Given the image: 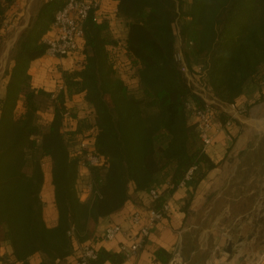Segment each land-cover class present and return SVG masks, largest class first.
Instances as JSON below:
<instances>
[{
	"label": "trees",
	"instance_id": "obj_1",
	"mask_svg": "<svg viewBox=\"0 0 264 264\" xmlns=\"http://www.w3.org/2000/svg\"><path fill=\"white\" fill-rule=\"evenodd\" d=\"M20 1L0 0V21ZM67 1H43L21 31L7 71L0 103V244L8 243L12 252L0 255V264H30L35 256L39 264H77L76 242L92 244L100 220L124 207L132 192L157 189L170 165L175 164L173 187L153 200L155 209L192 166H198L193 180L204 178L214 164L203 150L195 112L205 101L181 70L178 51L198 79L201 68L223 104L242 105L238 98L250 81L264 93V0H114L125 37L114 36L107 15L98 21L91 11L83 24L79 67L60 68L53 88L36 85L31 63L46 54L44 39L53 36L56 13ZM47 110L49 120L43 117ZM216 115L224 123L230 118L221 110ZM80 141L102 158L88 169L93 199L87 204L77 186L82 154L73 152ZM47 162L58 209L53 227L45 221L41 196ZM263 180L264 137L244 154L232 183L233 198L251 192L248 199L227 202L233 214L252 206ZM97 249L95 264L127 259L122 250ZM156 254L168 263L170 254Z\"/></svg>",
	"mask_w": 264,
	"mask_h": 264
},
{
	"label": "crops",
	"instance_id": "obj_2",
	"mask_svg": "<svg viewBox=\"0 0 264 264\" xmlns=\"http://www.w3.org/2000/svg\"><path fill=\"white\" fill-rule=\"evenodd\" d=\"M34 1L27 0L26 7L23 8L26 1L21 0L16 2L18 6L7 11L9 16L7 18L16 19L19 26L16 36L12 39L14 47L21 31L31 20V5ZM115 4L114 0H105L103 9L111 22L114 36L124 38L127 27L121 17L114 16ZM53 33L54 30H51L50 34ZM73 55L77 57L76 62H78L73 65L70 62L65 63L64 60L67 58L63 56L51 57L45 54L34 60L30 66L34 83L53 88L54 86L46 82L51 70L47 68V64L45 66V62L62 64L64 65L62 69L77 68L81 62V55L79 53L77 55L76 52ZM59 76H61V72H59ZM260 93L262 92L259 88L253 95L244 90L238 101L252 104L254 101L251 97L260 96ZM81 100L82 97L78 96L77 101L81 102ZM70 103L74 104L75 101L72 100ZM255 105L250 106L248 115L237 118V122L232 125L231 129L227 128L218 133L215 141L205 150L214 166L206 170L204 178L198 183L192 180L184 186H179L169 196L170 211L168 216L151 227L150 234L139 253L131 259H126L122 264H165L157 257L156 253L162 249L165 253L170 254L171 259L179 245L181 254L192 264H211V261L222 264L223 260H217L213 253L218 245L220 249L217 250V253L221 252V247H225L224 244L229 238L237 241L243 240L239 252L248 255L247 263L251 262L250 260L260 264L264 262V180L261 183L260 194L248 210L233 214L231 203H227L228 201L238 203V201L248 199L251 194V192L245 193L243 196L233 198L230 192L232 183L236 180L240 170L244 154L255 149L258 145L257 135L264 131V115L259 114L260 111L255 109ZM46 113L49 116L47 120L51 119L52 111L47 110ZM44 170L45 182L41 192L44 201V218L47 225L53 227L58 223V209L55 203L50 162L45 164ZM174 170L175 164L170 165L162 173L161 183L157 187L160 193L168 190V183H170L169 180ZM92 182L90 170L82 169L78 174L77 186L80 189L79 196L83 203H90L93 199V191L90 189ZM153 202L148 193L132 192L130 200L124 207L100 220L97 237L91 239L92 244L96 247L105 246L112 252L119 251L120 245L128 242V238L123 234H118L114 240L105 241L103 238L105 228L112 224H119L128 232L135 233L136 227L131 222L133 212L140 211L145 220ZM189 243L194 246L190 247ZM78 244L79 242H76L77 247ZM11 252L12 248L8 243L0 244L1 256L9 257ZM40 260L39 256H35L31 259L30 264H39ZM104 264L112 263L107 261Z\"/></svg>",
	"mask_w": 264,
	"mask_h": 264
},
{
	"label": "built area",
	"instance_id": "obj_3",
	"mask_svg": "<svg viewBox=\"0 0 264 264\" xmlns=\"http://www.w3.org/2000/svg\"><path fill=\"white\" fill-rule=\"evenodd\" d=\"M105 0H68L67 3L57 11L55 21L53 24L54 34L44 39L47 44L46 54L51 57L66 56L72 52L78 51L81 48V42L84 36L83 24L91 11L99 15L98 21L106 18L103 9ZM18 6V3H15ZM113 12H117V8H113ZM0 27L4 30L10 31L16 27L14 22L7 19L0 21ZM176 59L181 64V70L187 75L189 81H194V76L187 66L182 51L176 53ZM197 73L201 78L197 79V83L190 82L194 86V91L199 94L205 101L203 109H198L195 112V119L197 120V130L200 135L203 150L209 147L218 133L225 127L231 124V120L238 115H242L247 111L244 105H238L236 102L232 104H223L219 102L212 94L206 77L201 68H197ZM199 77V76H198ZM264 83V80H263ZM63 86L59 85L58 89ZM226 105V106H225ZM216 106L219 108L216 109ZM226 107L231 108L227 110ZM216 110H221L230 115L227 122L221 121L217 115ZM232 117V118H231ZM239 117V116H238ZM73 152L81 155L80 167L89 169L91 166H97L102 163V158L94 152L93 147L86 141H80L73 148ZM198 166H192L186 173L184 179L179 186H184L194 179ZM169 187H173L169 183ZM92 190V186H90ZM152 200L159 198L160 192L157 189H152L149 193ZM170 211V204L168 201L159 209L151 207L147 217L143 218L140 211L136 210L131 216V222L136 227L135 233H130L119 224H112L105 228L103 238L105 241L114 240L118 234H123L128 238V242L122 243L120 250H122L127 259L136 256L140 249L144 246L147 237L150 234L151 227L163 220ZM73 232L70 231L69 233ZM220 249L218 245L216 251ZM77 264H95L94 261L98 258V249L95 245L86 242L79 243L76 250ZM168 264H189V261L181 254V251H175Z\"/></svg>",
	"mask_w": 264,
	"mask_h": 264
},
{
	"label": "rangeland",
	"instance_id": "obj_4",
	"mask_svg": "<svg viewBox=\"0 0 264 264\" xmlns=\"http://www.w3.org/2000/svg\"><path fill=\"white\" fill-rule=\"evenodd\" d=\"M43 1L44 0H35L34 1V3L31 5V15H34L36 13V11L40 7V5L43 3ZM26 3H27V0H26L25 4L23 5V8L26 7ZM10 17L12 18L13 16H10ZM14 18H15V14H14ZM7 20H9L11 22H14L15 25H16V27H13L10 31H7V29L4 30L5 33L1 34V36H0V103H1V99L4 97V93H5V83H6V80H7V71L13 65L12 58H13V55H14V50H15L14 48L15 47L12 44V41H13L12 39L14 38V36H16L15 34L18 32V27H19L18 24H17L18 21L16 19L15 20H12V19L8 18ZM180 23H181V21H179L178 25ZM180 42L178 41V44L179 45H180ZM74 53L75 52H72V53H70V54H68L66 56H63L64 58H67L66 60H64L65 63H69L70 62L72 65L76 63L77 57L73 55ZM76 54L78 55V51H76ZM60 57H62V56H60ZM46 64H47V68L49 70H51V71H49L50 75L47 77L48 81H46V82L49 85H52L53 86L54 84H56V81L59 79L60 68H62L64 65H62V64H56V63H52V62H45V66H46ZM65 65H69V64H65ZM131 73H132L131 71L126 70V75L130 79H132ZM196 78L197 77L194 76V81L191 80L190 82H192V84H193V82H195L196 84H198ZM131 86H133L132 83H131ZM258 88L259 87L256 86L255 83H253L252 81H250V82H248V84L246 85V87H245L244 90L248 94L253 95V94H255L257 92ZM251 98L253 99V101L256 104V105L254 104L255 105L254 106L255 109L258 110V111H260L259 114H263L264 115V93H260V96L257 95L256 97L254 95ZM247 103L248 104H246L245 102H243V104H242V105L245 104V106L247 107V111L244 114H242V115H238L239 117L237 116L236 118H233L231 120V124L229 126L225 127L224 129L230 128L232 126V124H233L232 121L234 119H237V118H240L241 116L243 117V116H246V115L249 114V111H250L249 108H250L251 104H249V102H247ZM83 107H85V106H83ZM216 108H219V106L218 107L216 106ZM226 108H227V110H231V108H229V107H226ZM85 109H87V108H85ZM85 111H87V110H85ZM43 117L45 119H48L49 116L46 113V111L43 112ZM263 137H264V131H261L257 135V140L259 141L260 138L262 139ZM215 139H214V141H215ZM224 245H227V244H224ZM221 248H222V251L221 252L223 254L221 252H219V253L214 252L213 253V256H215V258L217 260H223V263L222 264H232L233 260H231L229 258V256H227L224 253L223 247H221ZM208 259H209V257H208ZM208 259L206 260V262L208 261ZM217 263L218 262H216V261L215 262L214 261H211V264H217ZM189 264H192V262H189Z\"/></svg>",
	"mask_w": 264,
	"mask_h": 264
},
{
	"label": "water",
	"instance_id": "obj_5",
	"mask_svg": "<svg viewBox=\"0 0 264 264\" xmlns=\"http://www.w3.org/2000/svg\"><path fill=\"white\" fill-rule=\"evenodd\" d=\"M242 242H243L242 239L237 241V240H234L232 238H229L226 241L227 245H225V247L223 248V251L227 256H229V258L231 260H233L232 264H249V263L250 264H260L256 261H252V260H250L251 262L247 263L248 255L241 254L239 252V248L241 247ZM177 251H180V245L177 248ZM261 264H264V262Z\"/></svg>",
	"mask_w": 264,
	"mask_h": 264
}]
</instances>
